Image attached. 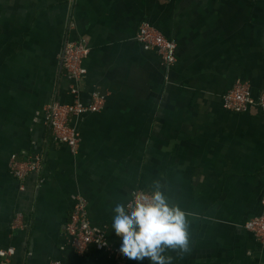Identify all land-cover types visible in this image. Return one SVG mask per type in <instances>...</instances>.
<instances>
[{
    "label": "crops",
    "instance_id": "0c3cea01",
    "mask_svg": "<svg viewBox=\"0 0 264 264\" xmlns=\"http://www.w3.org/2000/svg\"><path fill=\"white\" fill-rule=\"evenodd\" d=\"M145 21L177 43L173 64L137 40ZM82 37L81 99L98 90L107 101L76 121L74 153L43 109L74 100L62 51ZM237 80L264 91V0H0V250L15 248L11 264H116L70 243L77 197L119 246L115 203L160 180L189 213V251L166 250L173 264H264L245 227L264 214V111L223 106ZM13 153L41 155L42 170L17 178Z\"/></svg>",
    "mask_w": 264,
    "mask_h": 264
},
{
    "label": "built area",
    "instance_id": "2783aa9c",
    "mask_svg": "<svg viewBox=\"0 0 264 264\" xmlns=\"http://www.w3.org/2000/svg\"><path fill=\"white\" fill-rule=\"evenodd\" d=\"M136 38L146 49L157 51L166 64L171 65L177 60V43L175 40L165 36L152 23L143 22ZM90 51L91 48L86 37L66 42L62 51V64L67 78L71 80L70 93L74 100L65 103L55 99L43 109L54 139L68 144L74 153L79 151L81 142V132L76 121L88 112H100L107 101V95L98 90L93 91L89 103H84L81 99V85L88 73L85 60ZM223 106L234 112H247L253 107H259L264 111V91L255 97L250 82L237 80L234 86L223 95ZM43 164L44 158L41 155L21 156L17 153L11 155L9 162L11 172L19 179H24L31 173L40 172ZM262 204L264 206V197ZM14 226H23L20 216ZM245 227L264 246V214L249 218ZM66 230L70 243L79 254H84L91 247H94L113 254L116 258V264H128L127 256L123 254L119 246L110 242L105 229L97 228L91 223L88 215V204L84 197H77ZM14 253V247L0 250V264H11V256ZM52 264H63V262L56 260Z\"/></svg>",
    "mask_w": 264,
    "mask_h": 264
},
{
    "label": "clouds",
    "instance_id": "9594fccd",
    "mask_svg": "<svg viewBox=\"0 0 264 264\" xmlns=\"http://www.w3.org/2000/svg\"><path fill=\"white\" fill-rule=\"evenodd\" d=\"M189 213L172 201L160 180L150 188L134 189L126 201H117L112 208L111 228L119 236V247L133 260L150 264H173L165 255L173 249L189 251Z\"/></svg>",
    "mask_w": 264,
    "mask_h": 264
}]
</instances>
